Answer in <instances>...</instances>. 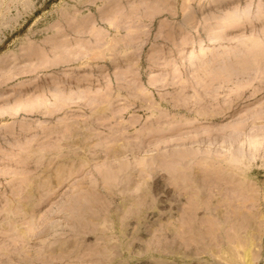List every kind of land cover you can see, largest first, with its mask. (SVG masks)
<instances>
[{
	"label": "rangeland",
	"instance_id": "rangeland-1",
	"mask_svg": "<svg viewBox=\"0 0 264 264\" xmlns=\"http://www.w3.org/2000/svg\"><path fill=\"white\" fill-rule=\"evenodd\" d=\"M0 264H264V0H0Z\"/></svg>",
	"mask_w": 264,
	"mask_h": 264
},
{
	"label": "bare ground",
	"instance_id": "bare-ground-1",
	"mask_svg": "<svg viewBox=\"0 0 264 264\" xmlns=\"http://www.w3.org/2000/svg\"><path fill=\"white\" fill-rule=\"evenodd\" d=\"M15 107H16V106H15ZM3 109H4V108H3ZM14 111H15V110H14ZM16 112H17V111H16ZM252 140H253V139H252ZM252 140H250V143H251ZM252 142H253V144H256V143H254L255 141H252ZM251 144H252V143H251ZM251 144H250V145H251ZM253 144H252V147H253ZM257 147H258V146H257Z\"/></svg>",
	"mask_w": 264,
	"mask_h": 264
}]
</instances>
